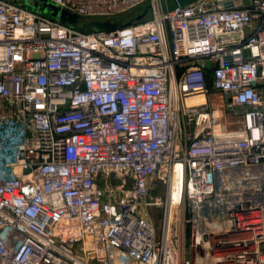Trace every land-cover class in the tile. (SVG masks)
<instances>
[{
	"label": "built area",
	"instance_id": "2783aa9c",
	"mask_svg": "<svg viewBox=\"0 0 264 264\" xmlns=\"http://www.w3.org/2000/svg\"><path fill=\"white\" fill-rule=\"evenodd\" d=\"M47 1L135 18L0 0V264H264V0Z\"/></svg>",
	"mask_w": 264,
	"mask_h": 264
},
{
	"label": "water",
	"instance_id": "95a60500",
	"mask_svg": "<svg viewBox=\"0 0 264 264\" xmlns=\"http://www.w3.org/2000/svg\"><path fill=\"white\" fill-rule=\"evenodd\" d=\"M16 4L31 8L32 10L47 14L51 12L53 18L60 20L63 23H69L71 25H77L79 22V17L75 14H71L66 10H61V8L49 3L47 0H11ZM198 0H174L176 5L186 6L192 4ZM140 19V18H139ZM120 26L118 21H91L86 24L87 28L94 31H112ZM207 68L210 69V63H207Z\"/></svg>",
	"mask_w": 264,
	"mask_h": 264
},
{
	"label": "rangeland",
	"instance_id": "374dc122",
	"mask_svg": "<svg viewBox=\"0 0 264 264\" xmlns=\"http://www.w3.org/2000/svg\"><path fill=\"white\" fill-rule=\"evenodd\" d=\"M174 5H175V2H174V0H167V2H165V9H171L172 7H174ZM46 15H48V16H50V17H52V15H51V12H49V13H47ZM53 18V17H52ZM54 19H56V18H54ZM122 21L124 22V21H127V19H122ZM88 23V21H86V20H83V19H80L79 18V22H78V24L77 25H71V24H69V23H66L68 26H71V27H73V26H75V28H80V29H82V30H90V28H87L86 27V24ZM178 192H179V189H178ZM160 193H163V191H161V187H160V189H158V194H160ZM177 212V210H175V213ZM180 212V211H179ZM179 214V213H178ZM177 214V215H178ZM152 217H153V219H154V221H155V223H156V225H157V227L158 228H160L161 227V225H162V219H163V211L161 210V209H153V211H152ZM173 232H177V228H175L174 230H173ZM187 232H189V231H187ZM187 243H188V237H187ZM196 256L195 255H193L192 256V258H191V260H192V264H194L195 263V261H196ZM186 259H187V261H190V253H189V250H187V253H186Z\"/></svg>",
	"mask_w": 264,
	"mask_h": 264
},
{
	"label": "bare ground",
	"instance_id": "6f19581e",
	"mask_svg": "<svg viewBox=\"0 0 264 264\" xmlns=\"http://www.w3.org/2000/svg\"><path fill=\"white\" fill-rule=\"evenodd\" d=\"M204 102H205L204 98L200 97V98H195V99L189 100V105L203 104ZM176 181H178V178L176 179ZM224 184H226V186L229 189L230 188H234V186H231V183L225 182ZM177 185L178 184L174 185V187L172 189V193H173V195H172V204H174V205L179 203V192H178L179 187H177ZM183 212H184V210L181 209V211L179 213L180 217L182 216ZM182 258H183V255H181V259ZM194 264H211V263L209 261H206V260L202 259L201 257H197Z\"/></svg>",
	"mask_w": 264,
	"mask_h": 264
},
{
	"label": "trees",
	"instance_id": "16d2710c",
	"mask_svg": "<svg viewBox=\"0 0 264 264\" xmlns=\"http://www.w3.org/2000/svg\"><path fill=\"white\" fill-rule=\"evenodd\" d=\"M134 18H135V15L133 14V15H129L128 17H124V18H122V19H123V20H124V19H127V21H124V22L126 23V22H128V21H132V20H134ZM122 19L118 20V22H123ZM90 30H91V29H90Z\"/></svg>",
	"mask_w": 264,
	"mask_h": 264
}]
</instances>
